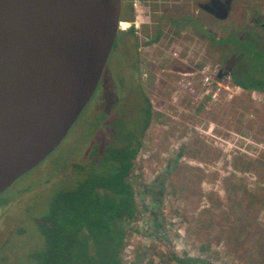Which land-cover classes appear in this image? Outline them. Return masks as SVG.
Segmentation results:
<instances>
[{
    "label": "rangeland",
    "instance_id": "rangeland-1",
    "mask_svg": "<svg viewBox=\"0 0 264 264\" xmlns=\"http://www.w3.org/2000/svg\"><path fill=\"white\" fill-rule=\"evenodd\" d=\"M229 11L224 20L203 10L197 16L195 25L205 38L199 55L206 66L203 75L212 77L228 51L221 46L216 54L208 43L211 35L217 44H237L231 59L240 79L263 85L264 49L255 36L264 30L255 20L264 21V0H230ZM246 33L256 34L252 48L243 39ZM234 34L242 38L234 39ZM136 48L130 44L120 51L113 45L93 96L66 137L0 194V264H22L24 255L42 244L36 218L47 211L54 191L75 185L98 168L107 147L133 144L139 137L128 181L138 208L148 200L147 192L155 204L149 202L153 210L148 214L136 207L126 226V244L132 248L124 254L136 257L139 264L172 255L213 264H264V92L244 90L225 78L229 88L220 87L215 100L209 93L205 104H185L180 91L171 97L186 81L173 69L166 70L170 67L163 47L144 48L141 66ZM196 48L189 43L186 50L191 55ZM171 50L178 61L183 51L178 41ZM138 71L152 100V117L145 126L144 97L139 86L134 88ZM113 99L120 102L116 109L110 105ZM101 110L106 116L117 112L108 117V129L103 127L107 117L94 116ZM127 131L133 134L130 141Z\"/></svg>",
    "mask_w": 264,
    "mask_h": 264
},
{
    "label": "water",
    "instance_id": "water-1",
    "mask_svg": "<svg viewBox=\"0 0 264 264\" xmlns=\"http://www.w3.org/2000/svg\"><path fill=\"white\" fill-rule=\"evenodd\" d=\"M230 0L202 9L218 19ZM121 0H0V194L61 141L93 96Z\"/></svg>",
    "mask_w": 264,
    "mask_h": 264
},
{
    "label": "trees",
    "instance_id": "trees-1",
    "mask_svg": "<svg viewBox=\"0 0 264 264\" xmlns=\"http://www.w3.org/2000/svg\"><path fill=\"white\" fill-rule=\"evenodd\" d=\"M233 80L243 88L262 89L261 85H249L252 80L245 82L236 77ZM132 91L130 86L128 92ZM145 111L144 126L149 120V110ZM131 136L127 131L125 137L131 140ZM110 138L115 141L114 137ZM139 141L134 145L107 147L98 168H92L75 185L51 194L47 211L36 218L42 244L27 252L22 264H123L126 226L136 211L128 175ZM172 257L179 264H213L190 257Z\"/></svg>",
    "mask_w": 264,
    "mask_h": 264
},
{
    "label": "crops",
    "instance_id": "crops-1",
    "mask_svg": "<svg viewBox=\"0 0 264 264\" xmlns=\"http://www.w3.org/2000/svg\"><path fill=\"white\" fill-rule=\"evenodd\" d=\"M193 1L194 0H121L120 22L115 41L117 47L120 51L124 50V48L130 44L134 45V47L137 45V48L138 44H143L145 48H148L151 46L152 42H155V46L157 43L158 47L159 45L166 47L169 31L173 28L178 29V22L180 23V27L186 28L188 31H195L197 26L200 29V25L197 23L195 25L194 22L203 9L200 7L198 9L193 6ZM195 1H200V3L204 4L208 2V0ZM228 16L226 18H228ZM158 258V262L154 260L150 261V264H179L173 257L168 260L165 258Z\"/></svg>",
    "mask_w": 264,
    "mask_h": 264
},
{
    "label": "flooded vegetation",
    "instance_id": "flooded-vegetation-1",
    "mask_svg": "<svg viewBox=\"0 0 264 264\" xmlns=\"http://www.w3.org/2000/svg\"><path fill=\"white\" fill-rule=\"evenodd\" d=\"M212 1L213 0H208V2L206 4H208V5L211 6ZM192 5L195 6V7H197L199 9V7L202 8V5H204V3H200V1H195L194 0L192 2ZM228 6H230V2L228 4ZM192 21H194V20H192ZM258 21L259 20L256 19L255 20V23H257L261 27V29L264 30V21H262L260 23H258ZM178 24H179L178 25V29L173 28L171 31H169L168 38H167V41H166L167 46L165 47V46L159 45L160 48L163 47V51L167 54L166 55L167 60H166V64L165 65H169V67H170V68H166V67L161 68L160 69L161 71H164V69L166 68V70H169L170 71V70L173 69L174 71H176L177 73H179L180 71H185V70H187L189 68L199 67L200 66V63L202 61V59L200 60L199 55L202 54L201 51L203 50L204 43H205L204 33L199 29L198 26L196 27L195 31H190L189 32L186 28L180 27V23L179 22H178ZM199 31H201V32H199ZM186 34H189L192 38L191 37L190 38H187ZM255 35L256 34H254V33H246L245 34V37L243 39L247 40L248 41V46L250 48H252V47H254V45L252 44V42H250L252 40V38H255V37L256 38H259L258 39L259 40V43L257 45L260 46V44H261L262 45V49H264V34L260 35L259 37L255 36ZM228 36H230V35H228ZM232 37L234 39H237L238 37H241V36H238V35L234 34V35H232ZM225 38L218 37V41H222ZM174 41H178L181 49L183 50L181 52L180 51L178 52V55H177L178 61H176V60L174 61L173 60V57H172L171 47L174 44ZM154 43L155 42H152L151 43V46L155 45ZM189 43H192V45L196 44V47H197L196 50H195L196 52L193 51L191 55L188 53L189 50L188 49H187L188 51L186 50V47L188 46ZM208 43H209L210 46H212V47L215 48L216 54L219 53L218 51L221 48V46L223 48H226V50H228V51H226L227 52V55L221 57L223 60L221 62V65H219L220 68H219V71L217 73V78L223 79L224 77H228L229 78V82L231 84H235L234 83V80H233L234 77H236L237 79H240V78L238 77V74L236 73L235 68L233 67L234 64L232 62L233 59H231V56L233 55L232 52L236 48L235 46L237 44H235V45L234 44H227V45L224 44V45H221L220 43H218V44L215 43L214 41H212L209 38H208ZM156 46H158L157 43H156ZM144 47L145 46L140 45L138 48H136V50H137L136 56L138 58V60L136 59V63L138 64V66H141V65L144 64V62H143V60L141 58V55H142V53L144 51L143 50ZM240 55H242V54L240 53ZM173 63H175L176 66H173ZM218 64H220V63L218 62ZM138 75H140V76L138 77L137 82H134V88H136V87L139 86L140 92L143 94V97H144V102H143L144 103V108H145V110H147V109L149 110V117H152L151 110L149 109V106L147 105V102L150 104L151 101L147 97V94H146V92L143 89V83H142V80H141L142 75H141V73L139 74V71H138ZM249 85H261L262 89L261 90H258L256 88H243V87H241V88L244 89V90H251V89H253V90H258V91L264 92V84L262 85L259 82L252 80V82L249 83ZM134 88H133V91H134ZM127 91H128V89H127ZM139 96H140V93H139ZM118 103H120V102H117L116 99H113L110 102V105L113 104L115 106V109H116V104H118ZM122 104H123V102H122ZM105 110L107 111L108 108L106 107ZM109 113L110 114L108 116H106V114L103 112V110H101V113L100 114H95L94 115L95 117H102V119L103 118L106 119V117H107L106 123L103 126L106 129H108V127H109V125L107 123L108 117L117 116V112H115V111H113V112L109 111ZM131 137L133 138V134H132ZM135 139H136V137H135ZM128 141H130V140H128ZM130 143H132V142H130ZM135 143H136V140L134 141V143L132 145H134Z\"/></svg>",
    "mask_w": 264,
    "mask_h": 264
},
{
    "label": "built area",
    "instance_id": "built-area-1",
    "mask_svg": "<svg viewBox=\"0 0 264 264\" xmlns=\"http://www.w3.org/2000/svg\"><path fill=\"white\" fill-rule=\"evenodd\" d=\"M144 48H143V50H144ZM145 50H147V49L145 48ZM200 60H201V58H200ZM205 67L206 66H205L204 61L202 59L199 67L189 68L185 71H180L179 73L174 71L175 74L179 75L178 79H180V81H186V83H182L183 88H180L179 85L177 87H175L173 92L171 93V97L173 94H176L178 91H180L186 100L185 104L187 103V101L191 104H197L200 102H203V104H205L204 102H205L206 97H204V96H207L209 93H211V95H210L211 98L215 100V95L217 94V91L220 90V87H222L224 89L229 88L227 84L223 83V79L226 78L229 80L228 77H224L223 79L217 78V73L219 71V68L216 67V69L213 70V72H212L213 76L212 77H209V76L206 77L203 75ZM209 71L211 72V70H209ZM206 85H208V88L205 87ZM214 87H217V88L214 89ZM200 91H203V93H201L202 95L196 99V97L199 95ZM150 101L152 102V100H150ZM131 187H132V184H131ZM132 190H133V187H132ZM147 193H148L147 194L148 200L146 202L143 201L141 206L138 208V206L136 205V200L134 199L135 194H134V190H133V199H134L135 206L138 208V210H140V212L142 210L147 211L146 214H148V211H149V213L151 212L150 209L153 210V206L150 205L149 202L152 200V202L155 204L152 196L150 197L151 193L150 192H147ZM147 204H149V205H147ZM141 214H143V213H141ZM160 217H161V215H160ZM160 217H158V218H160ZM151 218L156 220L155 214H152ZM139 233L140 234L138 236H142L141 231H139ZM126 241H127V239H126V235H125L124 245L122 248L123 254L121 253L122 263L123 264H131L133 262H136L137 259H136V257L131 259V255L127 256L124 254V253L129 252V250H128L129 248L130 249L132 248V245H130L128 243L126 244Z\"/></svg>",
    "mask_w": 264,
    "mask_h": 264
}]
</instances>
